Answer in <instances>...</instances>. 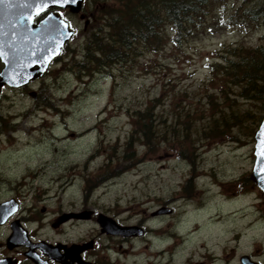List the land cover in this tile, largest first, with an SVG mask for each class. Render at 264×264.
Instances as JSON below:
<instances>
[{"label": "rangeland", "instance_id": "1", "mask_svg": "<svg viewBox=\"0 0 264 264\" xmlns=\"http://www.w3.org/2000/svg\"><path fill=\"white\" fill-rule=\"evenodd\" d=\"M118 3L84 0L64 14L73 36L43 76L24 89H2L0 199L26 182L24 203L37 205L42 235L65 242L95 236L97 264H148L146 245L161 251L154 264H184L201 245H235L231 234L251 233L256 205L264 204L248 178L263 103L240 97L239 87L210 68L224 63L231 46L264 43V16L253 20L246 11L264 9V0H197L180 42L163 20L159 45L136 40L126 61L97 68L85 60V46L92 33L108 32L105 18ZM147 107L148 139L136 123ZM231 109L245 118L240 126L211 128ZM27 170L26 181L20 174ZM159 206L172 210L153 217ZM83 209L94 211L93 220L51 226L60 214ZM98 212L147 231L127 241L107 237ZM248 244L243 236L238 245Z\"/></svg>", "mask_w": 264, "mask_h": 264}, {"label": "flooded vegetation", "instance_id": "2", "mask_svg": "<svg viewBox=\"0 0 264 264\" xmlns=\"http://www.w3.org/2000/svg\"><path fill=\"white\" fill-rule=\"evenodd\" d=\"M1 5L2 4L0 3V9H3L10 6V2ZM70 12L71 11L68 7L62 8L60 6L52 5L40 12L39 15H34L31 21L33 25H36L48 14L52 13L59 15V17L67 23V26L71 28L70 21L64 16V14ZM2 67L3 64L0 60V72ZM35 80L29 81L27 84L19 87H9L5 85L2 89L6 87L24 89L29 87V85ZM31 92L34 93L32 94ZM28 93H30L34 99L39 98V92L37 91H28ZM37 171L39 174H42L41 169H37ZM22 173L23 174H20V176H23L24 180L27 181L31 178V173L28 170L25 173L24 171ZM31 181L32 179L29 182ZM2 183L3 180L0 177V186ZM25 185L26 182H16L11 186L14 195L0 199V204H2L0 207V264H97V259L94 260L97 256L96 248L98 247L95 236L91 237L89 240L65 242L62 238L52 239L46 235H42L41 226L43 217L37 213V205L34 200L33 203L31 201L29 202V206L25 205ZM260 191L264 194L262 190ZM44 210L45 207L41 209L42 212H44ZM256 210L258 212V217L254 220L251 233L244 232L242 235L232 233L230 241H234L235 245L223 244L218 251H211L208 246L201 245L204 250H198L197 258H190V260L184 261V264H264V204L261 206V202H259L256 205ZM93 215L94 213L90 215L89 219L85 220H93ZM79 220L83 219L71 217L64 221L55 220L54 222H51V226L53 228L62 229V226L67 222H78ZM32 224H34V226H32ZM137 225L140 227L141 232L136 237L144 236L147 229L143 228L141 224ZM99 232L110 238H119L121 241H127L131 238L104 233L101 232L100 229ZM243 236L248 237L249 244L246 246L238 245ZM71 246H74V249H76L74 255L67 252L68 248ZM143 247L149 249V255L152 261L148 262V264H154V259L161 255V251L156 250L155 253H152L150 251L153 250L151 249V245ZM239 250L241 251L238 252ZM111 262L112 261L109 260L107 264H110ZM102 264H104V260ZM158 264L162 263L158 262Z\"/></svg>", "mask_w": 264, "mask_h": 264}, {"label": "trees", "instance_id": "3", "mask_svg": "<svg viewBox=\"0 0 264 264\" xmlns=\"http://www.w3.org/2000/svg\"><path fill=\"white\" fill-rule=\"evenodd\" d=\"M119 8L115 14L105 18V27L108 32L101 29L88 38L85 46L84 57L89 62H94L97 68H104L117 62L128 59L133 43L139 40L144 45L156 47L161 43L163 20H169L176 32V42L189 35L186 21L193 5L197 0H118ZM202 3L205 0H200ZM123 5V6H122ZM122 6V7H121ZM114 11V10H113ZM251 19L264 16V9L258 7L246 10ZM201 12V11H199ZM112 20V23H110ZM159 24V25H158ZM185 30V31H184ZM183 32V33H182ZM182 33V34H181ZM224 63L211 64V70L219 71L222 76L229 79L230 83L239 87L240 97L247 100H261L263 112L256 119V130L264 113V43L253 48H238L231 46L226 51ZM231 108V106H230ZM232 110V109H231ZM137 125L141 133L148 139L145 129L150 121V108L137 112ZM229 119L232 123L227 124ZM228 116L223 115L222 122H215L211 128L231 129V126L243 123V115L233 111ZM230 126V127H229Z\"/></svg>", "mask_w": 264, "mask_h": 264}, {"label": "water", "instance_id": "4", "mask_svg": "<svg viewBox=\"0 0 264 264\" xmlns=\"http://www.w3.org/2000/svg\"><path fill=\"white\" fill-rule=\"evenodd\" d=\"M6 2H10V6L3 8L4 10L0 9V59L4 64L0 72V86L3 84L18 86L41 76L49 62L60 53L61 47L73 33L57 14L50 13L38 24L33 25L32 21L28 20V16H34L36 3H47V7L52 5L68 7L71 12H77L81 8L82 0H75V3L70 0L69 3L58 4L52 3V0H0L2 5ZM29 4L32 7H29ZM37 32L44 37L42 42H39ZM254 140L256 159L249 177L264 191V179H262L264 172L260 171L264 167V157L258 155L259 146L264 141V116L255 132ZM166 212H170L167 207L159 208L151 214ZM91 213V210L67 213L59 217L58 221H64L69 217L89 218ZM96 221L102 232L110 234L136 236L141 232L137 225H119L112 217L103 213H98ZM69 251L71 254L74 253L73 246Z\"/></svg>", "mask_w": 264, "mask_h": 264}, {"label": "snow or ice", "instance_id": "5", "mask_svg": "<svg viewBox=\"0 0 264 264\" xmlns=\"http://www.w3.org/2000/svg\"><path fill=\"white\" fill-rule=\"evenodd\" d=\"M70 0H52V3H69ZM72 3H75V0H71ZM29 7H32V5H28ZM47 7V3H40V2H37L36 5H35V9H34V12H33V15H39L40 12H42L44 10V8ZM32 19V16L29 15L28 16V20L31 21ZM61 23H63L61 21ZM258 155L260 157H264V141L261 142L260 146H259V153ZM261 172H264V167H262L260 169ZM262 179H264V177H262Z\"/></svg>", "mask_w": 264, "mask_h": 264}, {"label": "bare ground", "instance_id": "6", "mask_svg": "<svg viewBox=\"0 0 264 264\" xmlns=\"http://www.w3.org/2000/svg\"><path fill=\"white\" fill-rule=\"evenodd\" d=\"M35 30H37V28H35ZM38 33V35H39V39H40V41L39 42H42L43 40H44V37H42L41 35H40V33L39 32H37Z\"/></svg>", "mask_w": 264, "mask_h": 264}]
</instances>
